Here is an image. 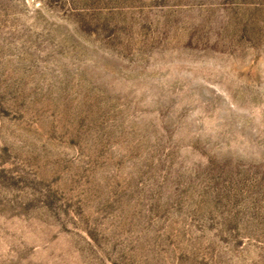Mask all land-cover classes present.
<instances>
[{"label": "rangeland", "instance_id": "rangeland-1", "mask_svg": "<svg viewBox=\"0 0 264 264\" xmlns=\"http://www.w3.org/2000/svg\"><path fill=\"white\" fill-rule=\"evenodd\" d=\"M0 264H264V0H0Z\"/></svg>", "mask_w": 264, "mask_h": 264}]
</instances>
